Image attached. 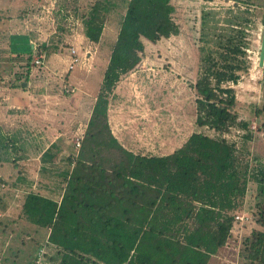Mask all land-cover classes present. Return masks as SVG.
<instances>
[{"label":"trees","instance_id":"16d2710c","mask_svg":"<svg viewBox=\"0 0 264 264\" xmlns=\"http://www.w3.org/2000/svg\"><path fill=\"white\" fill-rule=\"evenodd\" d=\"M73 1L81 33L108 59L68 167L44 165L39 182L19 172L9 186L24 191L21 219L48 233L35 259L43 249L41 264H264V163L251 154L252 118L264 107L242 104L236 88L251 74L249 50L261 52L255 39L264 9L255 14V0H233L226 11L203 8L195 30L199 71L189 83L198 129L172 153L150 155L113 134L109 105L122 77L141 64L146 42L179 34L175 7L171 0ZM1 184L0 210L9 195ZM244 211L251 217L238 220Z\"/></svg>","mask_w":264,"mask_h":264},{"label":"rangeland","instance_id":"374dc122","mask_svg":"<svg viewBox=\"0 0 264 264\" xmlns=\"http://www.w3.org/2000/svg\"><path fill=\"white\" fill-rule=\"evenodd\" d=\"M171 2L179 34L158 43L146 42L141 64L122 77L109 105L113 134L125 147L137 153H172L198 129L197 96L189 85L195 82L199 71L195 30L199 27L203 8L226 11L234 5L233 0ZM254 4L255 14L264 9V0H255ZM75 5L73 0H0V133L8 126L13 127L11 122L20 125L23 122L18 114L23 108L17 110L13 104L22 107L32 101L39 102L38 110L34 111L36 118L30 115L34 123L27 129L28 134L23 135L25 140H15L9 134L3 135L6 138L0 137V168L7 171L0 170L1 194L7 190L9 195L3 200L15 208L10 214L0 211V264H35L36 250L45 243L48 233L21 219L24 194L9 186L16 182L19 172L30 178L38 177L39 182L44 165L59 169L68 167L66 158L82 145L81 137L91 117L90 109L102 83L108 58L106 53L102 55L100 45L94 61L86 62V67L72 74L64 72L65 64L59 59L65 55V43L70 46V42L81 41L83 35L74 15ZM59 10L69 15L67 20L55 15ZM221 15L224 16V12ZM263 29L262 23L255 39L256 45L261 47ZM44 41L49 43L46 66L37 67L33 65V57ZM28 53H32L30 62ZM251 57L253 63L257 62V54ZM259 57L261 59V53ZM60 71L62 76L56 74ZM253 73V78L251 75L245 77L241 86L236 87L237 96L242 104L256 102L262 109L264 66L260 64ZM67 74L72 79H67ZM29 96L33 98L31 101L27 99ZM259 117L252 118L257 139L251 145V154L252 157L258 155L264 163V113ZM208 133L213 135L214 132L208 130ZM235 138L239 139L237 135ZM66 143L71 144L70 147H65ZM4 145L7 146L4 148ZM42 193L47 191L43 189ZM249 201L253 203V199ZM238 214L242 221L251 217L248 211ZM250 226H254L253 223Z\"/></svg>","mask_w":264,"mask_h":264},{"label":"built area","instance_id":"2783aa9c","mask_svg":"<svg viewBox=\"0 0 264 264\" xmlns=\"http://www.w3.org/2000/svg\"><path fill=\"white\" fill-rule=\"evenodd\" d=\"M81 41H77V42H70V47L68 48V52L65 53L64 56H59V59L65 64V73H71L74 71H77L79 68H83L86 67V62L88 61H94L95 56H97L98 54V49H99V44L95 43L89 39H87L84 35H82V38L80 39ZM256 50H249V54H250V60L252 61V69H251V78H253V70H256L259 68L260 64H261V59L259 57V54L261 53L260 51L257 53H255ZM257 54L258 58H257V62L255 61L253 63V58L251 57V55ZM33 65H36L37 67H43L46 66L45 65V55L43 54H36L33 57ZM260 62V64H259ZM60 76H62L61 71L59 73H56ZM254 74V73H253ZM241 86V84L239 85ZM238 87V86H236ZM69 91V90H68ZM74 92V91H73ZM82 139V137H81ZM78 145H81V140L80 138H78L77 140ZM80 142V143H79ZM77 146V145H76ZM238 220H243L240 219L241 217L239 216V214L236 217ZM44 254V250L41 249L39 251V254L36 258L35 264H41L42 263V256Z\"/></svg>","mask_w":264,"mask_h":264},{"label":"crops","instance_id":"0c3cea01","mask_svg":"<svg viewBox=\"0 0 264 264\" xmlns=\"http://www.w3.org/2000/svg\"><path fill=\"white\" fill-rule=\"evenodd\" d=\"M28 100H32L33 98H31L30 96L27 98ZM25 102V101H24ZM37 103H39L38 101H32V104H27V105H22V107H19V105L18 106H16V104H13V106H15V107H18V109L17 110H21L22 108H23V112L22 113H18V114H20V116L23 118V122L21 123V125L19 124V123H14V122H11L13 125H11V126H13V127H9L8 125V127H7V129L5 130V131H3V132H1L0 133V137H2V138H6L5 136H3V135H6V134H9L12 138H14L15 140H25V138H23V135H25V134H28V130L27 129H29V126L30 125H32V123H34V121H32L33 119H32V117L35 119L36 117H34V111L35 110H38V104ZM6 104V103H5ZM4 104V105H5ZM35 104H37V106H35ZM11 110V109H10ZM10 110H8V112L10 111ZM21 112V111H20ZM36 114H39V112H37ZM13 114L11 113V116H12ZM30 115H32V117L30 116ZM36 116V115H35ZM6 123V122H5ZM5 123H3V125L5 126ZM15 125H17V126H15ZM16 128H15V127ZM27 130V131H26ZM44 167V166H43ZM43 167H42V169H43ZM2 169L5 171V172H7L6 171V169L5 168H0V170L2 171ZM41 169V168H40ZM2 173H4L3 171H2ZM33 180H35L36 182H37V180H38V177L37 178H32ZM35 187V186H34ZM23 194H24V191H21ZM6 202V201H5ZM6 204H7V202H6ZM13 209H15L14 207H13V204H10V203H8V205H7V207H6V209H2V210H0V211H2L3 213H6V214H10L11 213V211L13 210Z\"/></svg>","mask_w":264,"mask_h":264},{"label":"water","instance_id":"95a60500","mask_svg":"<svg viewBox=\"0 0 264 264\" xmlns=\"http://www.w3.org/2000/svg\"><path fill=\"white\" fill-rule=\"evenodd\" d=\"M261 65L264 66V29H263L262 47H261Z\"/></svg>","mask_w":264,"mask_h":264}]
</instances>
